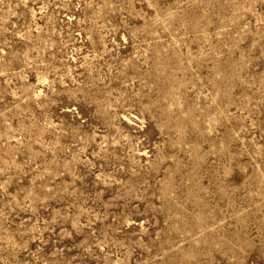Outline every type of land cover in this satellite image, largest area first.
I'll list each match as a JSON object with an SVG mask.
<instances>
[{"label": "rangeland", "instance_id": "obj_1", "mask_svg": "<svg viewBox=\"0 0 264 264\" xmlns=\"http://www.w3.org/2000/svg\"><path fill=\"white\" fill-rule=\"evenodd\" d=\"M0 264H264V0H0Z\"/></svg>", "mask_w": 264, "mask_h": 264}]
</instances>
